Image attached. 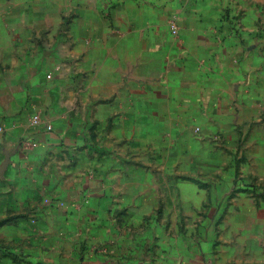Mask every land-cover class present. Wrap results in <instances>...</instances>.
Masks as SVG:
<instances>
[{
    "label": "crops",
    "instance_id": "0c3cea01",
    "mask_svg": "<svg viewBox=\"0 0 264 264\" xmlns=\"http://www.w3.org/2000/svg\"><path fill=\"white\" fill-rule=\"evenodd\" d=\"M0 264H264V0H0Z\"/></svg>",
    "mask_w": 264,
    "mask_h": 264
},
{
    "label": "built area",
    "instance_id": "2783aa9c",
    "mask_svg": "<svg viewBox=\"0 0 264 264\" xmlns=\"http://www.w3.org/2000/svg\"><path fill=\"white\" fill-rule=\"evenodd\" d=\"M172 25V28H173V32H175V25L174 24H171ZM32 123L35 124V125H42V119L40 118V116L38 114L32 116ZM44 127L47 129V130H51L52 129V126L49 124V123H45L44 124ZM195 131H199V127H195L194 129Z\"/></svg>",
    "mask_w": 264,
    "mask_h": 264
},
{
    "label": "rangeland",
    "instance_id": "374dc122",
    "mask_svg": "<svg viewBox=\"0 0 264 264\" xmlns=\"http://www.w3.org/2000/svg\"><path fill=\"white\" fill-rule=\"evenodd\" d=\"M195 129V128H194Z\"/></svg>",
    "mask_w": 264,
    "mask_h": 264
}]
</instances>
